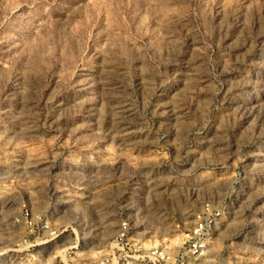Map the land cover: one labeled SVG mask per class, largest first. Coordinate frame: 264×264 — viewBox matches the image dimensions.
Segmentation results:
<instances>
[{
	"label": "rangeland",
	"instance_id": "374dc122",
	"mask_svg": "<svg viewBox=\"0 0 264 264\" xmlns=\"http://www.w3.org/2000/svg\"><path fill=\"white\" fill-rule=\"evenodd\" d=\"M127 215L223 217L220 263L264 264V0H0V264H63L20 217Z\"/></svg>",
	"mask_w": 264,
	"mask_h": 264
},
{
	"label": "built area",
	"instance_id": "2783aa9c",
	"mask_svg": "<svg viewBox=\"0 0 264 264\" xmlns=\"http://www.w3.org/2000/svg\"><path fill=\"white\" fill-rule=\"evenodd\" d=\"M24 207L29 216L27 207ZM20 218L29 235L37 238L45 235L46 241L40 242L44 243L43 248L69 242L62 250L63 264H221L214 255L212 244L217 229L225 223L223 217L199 215L191 225L173 222L160 237L152 239L146 233L140 236L135 232L131 215H127L118 221L117 232L106 245L99 242L92 246L88 244V236L80 237L76 229L73 230L75 238L69 235L71 240H68L66 232L69 229L55 228L54 217Z\"/></svg>",
	"mask_w": 264,
	"mask_h": 264
}]
</instances>
